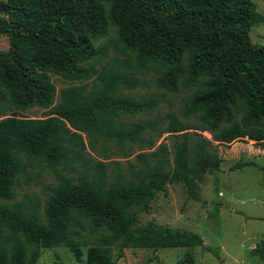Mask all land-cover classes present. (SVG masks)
<instances>
[{"label":"trees","instance_id":"1","mask_svg":"<svg viewBox=\"0 0 264 264\" xmlns=\"http://www.w3.org/2000/svg\"><path fill=\"white\" fill-rule=\"evenodd\" d=\"M263 21L253 0H0L9 45L0 50V264H36L42 248L58 246L84 264H116L114 248L204 247L198 234L140 224L139 214L174 182L197 200L222 161L213 142L264 148V43L249 36ZM109 26L128 55L96 69L86 63L105 58L95 41ZM151 69L157 88L190 90L177 110L149 117L164 93L125 92L148 85ZM51 74L77 83L55 100ZM33 107L45 116L22 115ZM163 134L169 141L156 145ZM87 147L113 148L125 165L109 167ZM34 162L56 178L42 210L13 200ZM251 253L264 264L263 242Z\"/></svg>","mask_w":264,"mask_h":264},{"label":"rangeland","instance_id":"2","mask_svg":"<svg viewBox=\"0 0 264 264\" xmlns=\"http://www.w3.org/2000/svg\"><path fill=\"white\" fill-rule=\"evenodd\" d=\"M258 12L264 16V0H253ZM252 42L264 43V21L250 28ZM95 45L105 52V58L89 61L98 69L113 57H126L128 54L118 41L117 29L109 26L106 35L96 39ZM8 38L0 35V50L8 49ZM134 55H130L133 57ZM51 81L56 88V99L61 88L77 83L51 74ZM156 71L151 69L146 74L148 85L126 93L148 95L164 93L157 110L152 115L163 114L169 109L177 110L181 98L190 90H179L172 94L153 84ZM5 113H10L7 110ZM46 109L33 107L22 111L29 118H42ZM210 138L207 131L202 132ZM168 142L166 134L157 139L156 145ZM221 156L220 168L207 173L199 183V197L193 200L188 197L182 184L170 183L164 192H158L152 199L150 209L139 214V223L152 221L159 226L184 229L198 234L204 247H164L124 248L118 255L113 249L116 264H262L261 260L251 253V249L264 243V148L249 139H237L230 143L213 142ZM136 151L137 148H134ZM86 151L94 158L108 163L118 160L125 165V159L117 153L105 156L103 153ZM135 154V153H134ZM134 154L129 157L133 160ZM20 185L16 188L13 200L24 201L36 199L42 210L46 198V186L56 183L54 169L44 162H34L28 166L27 174L19 177ZM97 235L85 234V241L96 243ZM87 245L82 246L83 256ZM189 253L193 260H185ZM36 264H84L76 261L72 252L62 246L42 248Z\"/></svg>","mask_w":264,"mask_h":264}]
</instances>
